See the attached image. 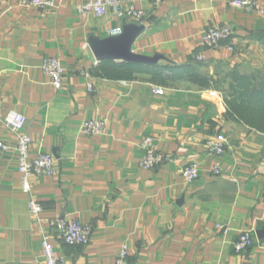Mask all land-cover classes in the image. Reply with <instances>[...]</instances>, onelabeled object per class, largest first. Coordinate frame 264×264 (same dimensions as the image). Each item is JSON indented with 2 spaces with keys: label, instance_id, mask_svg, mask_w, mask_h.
Returning a JSON list of instances; mask_svg holds the SVG:
<instances>
[{
  "label": "crops",
  "instance_id": "0c3cea01",
  "mask_svg": "<svg viewBox=\"0 0 264 264\" xmlns=\"http://www.w3.org/2000/svg\"><path fill=\"white\" fill-rule=\"evenodd\" d=\"M83 1L41 9L0 0V141L15 145L5 118L22 113L30 156L51 153L56 165L26 193L15 152L0 151V264H37L44 233L67 264H114L123 242L129 264H264V132L232 112L264 109V101H233L254 86L264 97V16L227 0H121L143 11L132 20L81 13ZM125 24L143 26L132 51L155 61L94 57L88 36ZM214 24L231 26L233 50L199 47ZM45 56L65 68L59 88L40 68ZM89 119H104V132L81 133ZM219 133L226 149L214 155L207 142ZM145 137L165 155L152 169L140 166ZM192 161L199 176L186 183L180 171ZM30 196L42 206L39 220ZM55 218L90 226L88 242H62L48 223ZM246 231L253 243L237 252Z\"/></svg>",
  "mask_w": 264,
  "mask_h": 264
},
{
  "label": "built area",
  "instance_id": "2783aa9c",
  "mask_svg": "<svg viewBox=\"0 0 264 264\" xmlns=\"http://www.w3.org/2000/svg\"><path fill=\"white\" fill-rule=\"evenodd\" d=\"M154 4H159L163 0H152ZM227 3L237 9L244 12H256L259 15L264 16V7L260 4L259 0H227ZM20 4L23 7H37V8H52L55 6L54 0H20ZM78 11L81 13H93L95 15H104L109 10L115 12V15L119 18H129L132 20H141L144 17V13L141 9L134 6H124L121 0H84L78 5ZM121 33V29L108 30V34L116 35ZM232 35V28L230 25L214 24L206 27L200 32L199 35V47L208 49L211 47H217L225 42L224 46L229 50H233V46L226 41ZM197 60H204L205 56L203 51L195 54ZM42 71L50 78L51 84L55 88H59L62 84L63 75L65 72L64 66L61 62L52 56H45L40 63ZM86 78H90L87 72L83 73ZM87 89H92V82L86 83ZM157 93H161V90H156ZM26 118L22 113L11 112L5 118V123L9 127L10 131L14 134L16 143L13 147L0 141V151L12 150L16 154L17 169L21 177L22 190L26 193H30L31 178L33 176H49L56 173L55 158L51 153H38L36 156H30V146L32 144V137L24 130ZM106 128V121L104 119H89L83 120L80 123L79 129L83 134H100L103 133ZM226 137L219 133L214 136L213 139L207 142L208 151L214 155H221L226 149ZM140 146L143 150V157L140 161V166L143 169H152L160 165L165 155L158 152L152 143L151 137H145L140 142ZM200 166L198 163L192 161L182 167L180 174L182 179L186 183H191L199 176ZM213 174H220V167L215 164L213 167ZM28 210L32 217L36 220L40 219V213L42 211L41 204L33 197L28 198ZM53 231L60 237L62 242L68 245H85L90 236L91 228L88 225L82 224L77 220L66 219H50L48 221ZM252 237L250 232H242L237 240L234 242V249L237 252L244 251L252 245ZM42 257L37 264H67L64 258L57 255L51 242L49 241V235L43 234L41 240ZM129 246L123 242L118 251V255L114 264H129L128 262Z\"/></svg>",
  "mask_w": 264,
  "mask_h": 264
},
{
  "label": "water",
  "instance_id": "95a60500",
  "mask_svg": "<svg viewBox=\"0 0 264 264\" xmlns=\"http://www.w3.org/2000/svg\"><path fill=\"white\" fill-rule=\"evenodd\" d=\"M143 26L125 24L119 35L100 38L94 34L88 36V45L97 60L117 59L128 62L149 63L157 57L139 55L132 51V45L142 31Z\"/></svg>",
  "mask_w": 264,
  "mask_h": 264
},
{
  "label": "trees",
  "instance_id": "16d2710c",
  "mask_svg": "<svg viewBox=\"0 0 264 264\" xmlns=\"http://www.w3.org/2000/svg\"><path fill=\"white\" fill-rule=\"evenodd\" d=\"M105 74V72H104ZM261 87L254 86L252 89V93L250 95L240 93L239 97L234 99L235 104H247V103H257L258 101H264V97L259 96V90ZM238 109L232 110L234 114L241 120L246 123H249L252 127L264 132V109H239L240 105L237 107Z\"/></svg>",
  "mask_w": 264,
  "mask_h": 264
},
{
  "label": "rangeland",
  "instance_id": "374dc122",
  "mask_svg": "<svg viewBox=\"0 0 264 264\" xmlns=\"http://www.w3.org/2000/svg\"><path fill=\"white\" fill-rule=\"evenodd\" d=\"M50 79V78H49ZM61 219H64V218H61Z\"/></svg>",
  "mask_w": 264,
  "mask_h": 264
}]
</instances>
